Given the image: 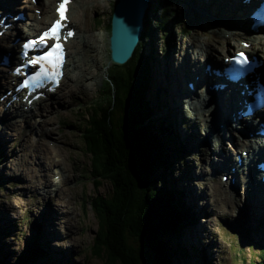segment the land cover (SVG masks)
I'll list each match as a JSON object with an SVG mask.
<instances>
[{
	"label": "rangeland",
	"instance_id": "rangeland-1",
	"mask_svg": "<svg viewBox=\"0 0 264 264\" xmlns=\"http://www.w3.org/2000/svg\"><path fill=\"white\" fill-rule=\"evenodd\" d=\"M78 1L80 0H77V2ZM96 1L97 4L98 2H100L102 7H104L102 8V11L98 6L97 10H91L90 13H86L85 18L83 17L84 26L91 30L94 36L100 37V44H103V49L101 51L103 59L99 60V63L97 62V64L99 65H96L99 69H96V73L91 72V74H89L91 76L87 78L89 85L92 87V81L95 79L96 74L98 73L96 78V85L94 83V86L92 88V94L86 96L84 100L81 98L82 94H78L77 97L79 98L73 99L70 102H67V100H65L61 103H58L54 101L55 99H53L52 101L49 100V102H46L48 104L42 106L39 111H35L37 114L33 118L37 117L38 119H41L42 117L48 116V118H46L50 121L48 123V127L51 125L49 128H51L53 131L44 130L41 132H33L30 128L34 124L19 123L15 127V132L12 131L13 129L7 128L3 133V136H7L6 139L0 138V208L1 211L2 207H5V209H7L6 207H8L9 209V213H5L3 211L2 213L0 212L1 222H4V224L7 225V229H0L7 232L1 233L0 231V258L5 259V261H7L9 264L15 263V260L19 257V254L25 247L26 241H36L37 244L41 246L47 253V257L44 260L38 261V264H105L101 257H97L96 255L91 253V245L94 240L93 235L96 234L98 226L93 213L90 211L88 204H86V199L90 196L92 197L95 190L92 179L89 175V171H91V169L89 168V156L82 151V145L78 141V121L80 118L78 119V117L76 116V110L80 111V109L84 108L83 105L85 104V102L90 101V104H94L95 99L99 97V89L101 87V84L103 83V75L107 73V22L114 0ZM157 1L160 2L154 3L157 7L164 5V0ZM192 1L196 2V0H171V4L170 6H168V10L171 12H176V17L167 15V18L169 19L168 27L170 30V37L169 35L167 36V40L169 37L168 48L167 43L163 42V37L161 36L160 30L156 29V31H154V53L151 56L150 71L152 67V72L155 76V70H157L156 66H162L164 60H167L165 57L174 55L173 61H180V59L183 58L182 55L185 54L187 50H189V56L192 61L194 60L196 63H199V67L203 65V61L196 59L194 49H192L194 52L190 51V45L195 40L207 39L210 35H212V33H214L216 29L213 30L212 28L205 26L202 22L199 21L201 19V16L199 15L201 14L197 13V10H195L196 6ZM73 2L74 3L71 4V16L73 17V20H75V18L78 16L77 14L79 8L75 4V0H73ZM154 4L152 2L149 7L150 13L154 15V18H151L150 22V25L153 29V20L158 19V16L161 15V10L159 9L160 7H158L155 11ZM23 6H25V4L20 6L17 5L16 7L19 11H22ZM94 18H98L101 20L98 21ZM74 23L76 24H73L72 27L74 28V30H78L79 24L77 20L74 21ZM179 23H188L189 25H191V29L187 31V33H181L178 27ZM171 40L173 41V45L176 46L178 52H172V50L170 49ZM230 41L232 42V40ZM96 42L95 45L98 44H96ZM75 43H77V45H75L74 47L77 48L79 39L77 42L75 41ZM75 43H73L72 46ZM142 44L143 46H145L147 44V39H143ZM146 49L147 45L143 47L142 51H145ZM238 49L239 48H235L233 46L231 52L221 54L220 58L227 56L228 54L232 55ZM170 58L172 61V57ZM175 74L176 73L173 74V78L175 80L174 83H177L182 76L180 77L179 74ZM81 76L82 75L80 74L79 78ZM86 77L87 76H83V79H85ZM153 79L155 78H153L151 75V81L149 85L147 83V87L145 90V98L146 102H148V104L153 108V116L156 120H158L162 118V115H158L157 112L159 111V109L155 108L154 105H151L152 103H150V98L148 97L151 82ZM67 83L68 82H66V84ZM182 84L184 88L187 87L186 81H183ZM152 87H155V83L154 85H152ZM81 92H83V90H81ZM194 99H196L195 96ZM51 111L52 113H50ZM100 113V115H102L105 112L104 110L100 109ZM185 113V121L188 122V124H183L182 129L187 131L190 128L189 122L191 118L189 117V115H192V111H190L188 115L186 111ZM3 119L4 118L2 117L1 120ZM163 119L169 120L167 117H163ZM168 123L171 127V136L174 138L173 144L177 145L178 147V155L184 150V153L180 154L183 157V162L179 163V161L174 160L173 170H171L172 173L171 176H169L175 182V186L172 185L171 189L175 187V189L178 190V192L176 194H173L172 197L173 199L178 197L180 190L186 194L183 188L179 185V180L183 178V176H185V173L186 175L188 174V166L189 164H192L193 168H195V171L197 172V178L194 177V180H190L189 184L191 194L193 195V202H195V205L198 207L203 206L206 211V215L200 214L190 205L189 200H185V203L183 204L187 205L191 210V215L183 222L185 224L180 232V238H178V242L181 245L182 249H184L188 253L189 257L185 258L184 256H182L184 258L182 260H178L175 259L174 255H172V258L169 261L171 262V264H252V260H257L260 253H262V249H264V231L260 229V225L257 227H253V219L250 221H246L244 219L243 216H248V218H252L254 216L248 210L249 207L243 205L241 197V202L237 208L239 210H237L238 212L236 211L234 215H226V211L228 210V207L226 206L222 209L223 213L221 214L212 211L213 203L209 195L218 193L217 184H219L221 176L216 178L215 180H212L209 179V175L205 173V171L208 170V172H210L211 174L210 168L206 166V163L204 162V153L209 154L210 148L202 147L200 151L195 153H192L189 150V152H186L183 147L181 148L179 146V143L177 141L178 138L176 140L173 136V125L170 124V122ZM204 127L206 128L204 124L198 122L197 132L202 137L204 135ZM39 133L46 143H55L56 147L58 148V153L59 155H61L68 169L67 172H65L67 178L65 179L64 184H56V186L61 187V189L59 191L47 189V193H45V198L43 200L30 193L29 191L25 192L26 180H22V177L20 178L17 173H14V165H12L18 158L21 159L27 156V161L30 164L34 165L35 162V165L37 163L38 166V164L40 163L39 160H41L40 156L37 158L34 157L30 147L32 144L34 145L33 141H35ZM56 137L58 138L57 142L54 139ZM229 145L230 143H226V146L223 150L225 151V153L228 152L227 147ZM231 153H233V151H231ZM16 156L17 158L15 159ZM45 161L48 162L46 159ZM115 163V159L112 158L111 165L114 166ZM198 168L201 169L199 170ZM51 169L52 171L48 174L47 177V179H49V182L47 183L44 180L43 183L45 184H55L52 181V176L54 177L55 181H58V177L62 173V171H60L57 167H51ZM27 171L28 167L26 165L23 166L21 172L26 173ZM95 179L97 180V178ZM110 185L111 184L108 181H101V185L97 188L98 194L106 196L107 192L110 191ZM21 189H23V191H21ZM237 190L238 187H236L234 190L235 194H238ZM195 191H199V193H195ZM222 193L226 194V192ZM174 202L177 206L179 205L180 199ZM66 209L69 213L64 215L62 211H65ZM190 217H192V221L187 223ZM1 222L0 227L2 228L4 227V225ZM196 225H199L203 228V235L200 238H196L197 240L194 241L193 236H195L194 229ZM240 230H244L247 233L248 237L244 238L241 234L238 235V232ZM175 241L176 240H172L171 242L169 241V245L172 248V254L175 253ZM187 243H189V246ZM240 243L243 244V247H241L242 245H239ZM203 244H212V246L208 249H204L202 247ZM207 245L205 247H207ZM53 251H57L58 254H54ZM143 258L146 264H155V257L152 250L146 248V250L143 251ZM254 263L255 262H253V264Z\"/></svg>",
	"mask_w": 264,
	"mask_h": 264
},
{
	"label": "bare ground",
	"instance_id": "bare-ground-1",
	"mask_svg": "<svg viewBox=\"0 0 264 264\" xmlns=\"http://www.w3.org/2000/svg\"><path fill=\"white\" fill-rule=\"evenodd\" d=\"M3 1L4 0H0V13L6 14L9 12V10L15 8V5H12L11 7L4 6ZM241 1L242 0H196V2L192 1L193 4L196 6L195 10H197V13L201 14L199 15L201 16V19L199 21L202 22L205 26L212 28L213 30L216 29L214 33H212V35H210L207 39L195 40L193 43H191L190 51H193L192 49H194L196 59L200 61H203V60L205 61V59H207L209 60L208 62L212 60L211 64H214L215 60L213 59L219 58L221 54L223 53L231 52V50L233 49V46L235 48H239L238 50H236L237 52V51L243 50L241 46L242 42H249L250 47H249V50H247V52H249L251 55H258L262 60H264V52H262L263 51L262 45H264V42H261L260 40L259 41L256 40L255 37H251L250 33L252 32L249 30V26H248V18L250 16H247V15H249V9H250L249 6L253 2V0H251V3H248V2L242 3ZM28 2L29 1H26V0H22L20 2V4L22 5L25 4L26 8L30 12L26 14V17L28 18V20L25 23H21L19 25V28H20V32L27 33L26 36H32L36 31L41 32L43 29H45L44 25L48 21H50L52 17H54L53 9L51 6L53 5L54 7L56 0H41L40 1L41 7L37 9H41L42 11L41 17H37L32 12L33 6L29 5ZM78 2H75L77 7L79 8L78 14L76 13L78 16L75 18V20H73L72 18L71 23L77 20L79 24L78 25L79 26L78 39H79V44L80 42L81 44L80 45L78 44L77 48H75L74 46L77 45V43L74 42L75 44L71 47L72 49L70 50V60H69V68H68V71L71 70L70 71L71 73L68 74V77H67V80L69 83L65 86L66 89L64 87L61 90L60 95H59L60 98L58 99L56 98L54 100L58 103H61L65 100H67V102H70L73 99H77L79 98L77 97L78 94H82L81 98L83 100L86 96L91 95L94 83L96 85V78H97L98 73L96 74L95 79L92 81L93 83L92 87L89 85L87 78L91 76L89 75L91 74V72H94V73L97 72L96 69H99L96 66V65H99L97 64V62L103 59L101 55L102 53L101 51L103 49V44H100L101 38L98 36H94L93 32L84 26L83 17L85 18L86 13H90L91 10H94V11L97 10L98 6H99V9H101V11H102V8L104 7H102L100 2H98L97 4L96 0H80ZM152 2L154 4L159 1L157 0L147 1V6L145 10V15L147 16L146 23L149 21L151 22V18H154V15L151 14L149 10V7ZM72 3H73V0H72ZM72 3H70V9H71ZM114 3H115V0L113 4ZM156 8L158 7L156 6V4H154V10ZM51 9H52V14L50 13ZM148 11H149V14H148ZM189 13H192V12H189ZM154 20H153V23L155 22ZM8 22L13 23V20L9 19ZM12 25L10 26L6 22V29L0 34L3 36L1 38V43H0V47L2 46V48L4 47L8 49L11 46L9 41L12 42V37L16 35V32H15L17 30L16 26L14 24ZM151 29H152V32L149 29H146L145 31L143 30V32H147L148 36L150 34V38L147 39L146 45H147V48L150 51H153L154 53L153 38H154V31H156L157 28H155L154 26V29L152 27ZM169 37H168V40H169ZM230 40H232V42ZM95 42L96 44L97 43L98 44L95 45ZM141 46L143 47V44H141ZM260 47H262V50H260ZM170 49L172 50V52H178L176 46L173 45L172 40L170 43ZM182 56L183 58H181L180 61H176V62L173 61L174 55H170L169 57L164 56L167 60H164V62L162 63V66L161 65L156 66V69H157L155 70L156 76L153 74L152 72L153 68L151 67V75L155 79L152 80L150 91H149L148 97L150 98V103H152L151 104L152 106L154 105L155 108L159 109V111L157 112L158 115L160 114L162 116L167 117L169 121L172 123L173 133L178 138L179 146L181 148L183 147L186 150V152L190 151L192 153H195V152L200 151L202 147L210 148L209 154L204 153V162L206 163V166H208L210 170L211 169L215 170L211 174L208 172V170L205 171V173L209 175V179L215 180L216 178L222 175H225V174L228 175L229 178H234L233 184H231L230 180H227L226 182H222V184L221 182H219V184H217L218 193L209 195L213 203L212 211H214L215 213L221 214L223 213L222 209L226 206L228 207V210L226 211V215L228 216L234 215L235 212L239 210L237 208L242 198L243 205L248 206L249 207L248 210L254 216L252 218H248V216H243L244 219L246 221L247 220L250 221L253 219L252 221L253 227H257L260 225L261 227L260 229L264 231V198H262V196H264V193L262 192L261 188L254 187V191L252 193H249V189H246L244 192V195H242V191H241V195L235 194L234 190L239 185L238 177L236 175L231 174L230 170H228V167L234 166L233 164L234 160L231 156L232 154L231 151L233 152L237 151L238 153H242V151H247V153L249 154V159H247L249 170L251 168L250 160L253 158V152L250 147V145H252L253 143L247 142L246 140H236L234 138L235 128L242 127L241 124H239L237 121L234 122L233 120L232 108L234 106V101L227 99L226 96H224L223 91H214L212 89L206 88V86L210 85L209 80L208 78L205 79L203 77L202 71L200 70V67H199V63H196L194 60L192 61V59L189 56V50H187L186 53L183 54ZM170 57H172V61ZM225 57L229 58L230 56H225ZM80 58H81V64H75L74 62L76 61V59H80ZM5 70L6 68H3V67L1 68V72H5ZM174 73L179 74L180 77L182 76L181 77L182 80L179 79V82L174 83L175 81L173 78ZM217 73L219 74V76H223L221 72L217 71ZM80 74L82 76L79 78ZM83 76L84 77L87 76V77L83 79ZM197 76H198V79H196ZM183 81H186L187 84L189 82L196 83V85L194 86L195 94L190 92L187 87L186 88L183 87V84H182ZM210 82L215 84L216 80L213 78L210 80ZM154 83H155V87L153 88L152 85H154ZM9 84L10 83L8 82V79L3 83L5 87L8 86ZM81 90H83V92H81ZM181 96H185L187 100H184L183 97ZM194 96L196 99H194ZM46 102H49V100L48 101L42 100L40 102L35 103L32 108H25L22 116L18 118H12V119L10 117H6V118L4 117V116H8V114L10 113L9 111H6L5 104L0 105V112L4 118L3 122H0V138L6 139L7 136L6 137L5 135L3 136V133L5 132V129L7 128L13 129L12 131L15 132V127L19 123L34 124L30 128L33 132L35 131L41 132L44 130L53 131L51 128H49L51 125L48 127V123L50 122L48 119H46L48 118V116L42 117L41 119H38L37 117L33 118L37 114L35 111L37 110L39 111L42 106H45L46 104H48ZM90 103H91L90 101H87L83 105L84 108H82L83 107L82 106L80 107L82 108L80 109V111L76 110V116L78 117V119L80 118L78 121V124L83 119L82 116L85 115L86 113L88 114L90 113L89 116L92 115V111L87 109L91 107L92 104ZM184 104L188 105V108H186V110H183ZM52 111L50 113H52ZM185 111H192V115H189L191 118L189 122L190 128L187 131L182 129L183 124L186 123V121H184V118L186 116ZM96 112L99 115V117H101L99 108L96 110ZM86 117L87 115L84 117L85 120L83 122H86V121L88 122V119ZM13 119H16V120H13ZM198 122L206 126V128L204 127L203 129V132H204L203 137L197 132ZM80 133L81 132L79 130V134ZM54 139L57 142L58 138L56 137ZM78 141L80 142L82 146H84L83 145L84 141L81 138L78 137ZM33 143L34 145L32 144L30 147L31 152L33 153L34 157L37 158L40 156V159H41L39 160L40 163L38 164V166H37V163L35 165V162H34V165L30 164L27 161L28 160L27 156L21 159L18 158L17 160L14 161V164L12 165H14V173H17L20 176V178L22 177L23 178L22 180H26L25 192L29 191L30 193L36 195L37 197L43 200L45 198L44 197L45 193H47V189L49 190L51 189L53 191H59L61 189V187L56 186V184L57 185L64 184L65 179L67 178V176L65 175V172H67L68 169L61 155H59L58 148L56 147L55 143H51V144L46 143L45 140L42 139L40 133L35 139V141H33ZM226 143H230V145L227 147L228 148L227 153L223 151L226 146ZM81 149L83 151L82 147ZM182 153H184V150L180 152L179 155ZM44 157L49 163L45 161ZM16 158L17 156L15 157V159ZM220 160H223L224 162L222 163ZM217 161L219 162V164H216ZM89 164H90V158H89ZM25 165L28 167V171L26 173H22L21 169ZM51 167H57L60 171H62V173L58 177V181H55L54 177L52 176L53 178L52 181L55 183L53 185L43 183L44 180L47 183L49 182V179H47V177H48V174L52 171ZM221 167L223 169H221ZM198 169L200 170L201 168H198ZM196 173L197 172L195 171V168H193V165L189 164L188 174L186 175L185 173V176H183V178L179 180V185L183 188V190L186 192L187 195L183 192V194L180 195L179 199L189 200L190 205L194 209H196V211H198L200 214L206 215V211L203 208V206L198 207L195 205V202H193V195L191 194V190L189 188L190 180H194V177L197 178ZM242 174H247V173L246 171H242ZM21 191H23V189H21ZM222 192H226V194H223ZM195 193H199V191H195ZM179 199L175 198L173 200L178 201ZM6 208L7 209H5V207H2V211L5 213L6 212L9 213L8 207ZM2 211L0 208L1 213ZM62 212L64 213V215L69 213L67 209L65 211L63 210ZM0 222H1V219H0ZM1 223L4 225V227L2 228L0 227V229H7L6 228L7 225L4 224V222H1ZM0 231L1 233H7L6 231H2V230ZM194 235L195 236H193V240L196 241L197 240L196 238H200L203 235V228L199 225H196L194 229ZM187 244L189 246V243ZM206 245L207 244H203L202 247L204 249H208L209 247L212 246V244H208L207 247H205ZM55 252L57 251H53L54 254H58V252L57 253Z\"/></svg>",
	"mask_w": 264,
	"mask_h": 264
},
{
	"label": "trees",
	"instance_id": "trees-1",
	"mask_svg": "<svg viewBox=\"0 0 264 264\" xmlns=\"http://www.w3.org/2000/svg\"><path fill=\"white\" fill-rule=\"evenodd\" d=\"M170 4L171 0H165L163 6H158L161 15L154 24L166 43L170 32L167 15L176 17V12L168 10ZM178 27L181 33L188 31L184 23H179ZM146 29L152 32L149 22L144 31ZM147 34L142 33L139 48L127 65L110 68L101 88L106 99L103 118L96 112L98 104H93L87 108L92 115H83L78 128L81 132L78 137L84 141L83 152L90 158L91 179L111 184L110 191L102 196L97 190L101 182L93 180L94 195L86 199L98 224L91 253L101 257L105 264H142L139 252L143 248L153 251L155 264H171L172 255L178 260L189 257L178 238L183 222L191 212L181 199L176 206L172 196L178 190L171 189L175 182L169 177L174 160L182 163L183 158L178 155L177 145L173 144L170 125L155 119L153 108L145 98L147 59L153 53L148 50L144 55L142 52L143 39L150 38ZM132 111L139 116L138 120ZM86 115L88 122H83ZM139 150L146 157L145 170L140 174L135 171L141 169L136 158ZM112 158L116 161L114 166L111 165ZM115 166H119L117 173ZM181 194L176 198L179 199ZM243 233L247 238V233ZM172 240H176L174 254L169 245ZM46 257L47 253L36 241H26L13 264H38ZM253 262L264 264V249ZM0 264L9 263L0 258Z\"/></svg>",
	"mask_w": 264,
	"mask_h": 264
},
{
	"label": "clouds",
	"instance_id": "clouds-1",
	"mask_svg": "<svg viewBox=\"0 0 264 264\" xmlns=\"http://www.w3.org/2000/svg\"><path fill=\"white\" fill-rule=\"evenodd\" d=\"M22 0H4L3 1V5L4 6H6V7H11L12 5H15V8L14 9H11V10H9V12H10V17H12V18H9V17H7V18H5L4 17V15L2 16V17H0L1 18V20L4 22V25L2 26V28L0 29V34L3 32V31H5V29H6V22L11 26L12 24H14L15 26H16V35L14 36V37H12V39H19V41L21 42L22 40H25V38L26 37H30V38H35L36 36H38L41 32H43L46 28H48L51 24H52V22L54 21V20H56V19H54V18H56V16H55V10H56V8H57V6L59 5V3H60V0H56V2H55V5H54V7H53V5L51 6L52 7V9H53V15H54V17H52V19H50V21H48L45 25H44V27H45V29H43L41 32H38V31H36L32 36H26L27 35V33H25V32H20V28H19V25L21 24V23H25L27 20H28V18L26 17V14L28 13V12H30V11H28V9L26 8V6H23V10L22 11H19L18 9H17V5L18 6H20V5H22V4H20V2H21ZM26 1H29L28 2V4L29 5H31V6H33V9H32V12L34 11V10H41V9H37V8H39V7H41L40 6V1L41 0H26ZM75 2H77V0H75ZM70 3H72V0H68L67 1V3H66V7H68V10H67V12H66V17H65V19L64 20H62L61 21V23L64 25L61 29H60V33H61V35H60V40H59V43L62 45V48H63V61H62V64H61V70H62V73H63V77H66V80H65V82H64V87L69 83L68 82V80H67V77H68V74H70L71 72V70H69L68 71V68H69V60H70V50H71V46H72V44L75 42V41H77V39H78V37H79V33H78V30H74V28L72 27V25L73 24H76V23H71V20H72V16H71V11H72V6H71V9H70ZM74 3V2H73ZM52 9H51V14H52ZM161 10V9H160ZM15 11H18V12H23L24 14H25V18H23V19H20V17L18 18V17H16V15L15 16H13V13L15 12ZM46 13V12H45ZM15 14V13H14ZM41 15H42V11H41ZM160 16V15H159ZM158 16V17H159ZM41 17V16H40ZM71 17V18H70ZM144 25H143V29H142V33H143V30H144V28H145V26H146V15H144ZM9 19H11V20H13V23H9L8 22V20ZM6 21V22H5ZM155 23V22H154ZM149 25H150V21H149ZM185 25V24H184ZM13 26V25H12ZM186 29H188V31L190 30L188 27H186ZM69 31H71V35L69 36L68 35V32ZM142 33H141V35H142ZM185 33H187V32H185ZM141 35H140V38H141ZM169 35V34H168ZM167 35V36H168ZM161 36H162V34H161ZM167 36H166V38H167ZM3 36L2 35H0V40H1V38H2ZM140 38H139V42H140ZM145 39V38H144ZM139 42L137 43V46H138V44H139ZM163 42H165L164 40H163ZM1 43V42H0ZM166 43V42H165ZM51 44V41H49V45ZM136 46V48H139V47H137ZM47 47V46H46ZM12 46H10L8 49L7 48H2V46L0 47V52H5L6 54L7 53H9V55H7L6 56V54L5 53H3L2 54V56L0 57V105H2V104H5V106H6V111H9V113L10 114H8V116H4L5 118L6 117H10L11 119L12 118H18V117H20V116H22L23 115V113H24V111H20L19 109H18V106H17V103H18V98L20 97V96H25L24 94H22V92H20V91H18L19 89H21V88H24V81H25V79H27V75H30L29 73H33L34 71H36L37 70V68H38V65H31L30 66V68L28 69V73L27 74H25V75H23V77H21L22 78V80H21V78H19V77H17L16 75H12L11 74V71H12V69L14 68V66L16 65V64H19V63H23V59L24 58H22L21 56H20V54H19V52L17 51H14V53H11V51H12ZM136 48H135V50H136ZM167 48H168V41H167ZM10 49H11V51H10ZM38 50H41V48H39V49H37V50H35V49H32V50H30L29 52H28V55H27V58H26V61L28 60V59H31V56L32 55H34V54H38L39 52H41V51H38ZM43 50H46V49H42V51ZM135 50H134V52H133V54L135 53ZM148 48L145 50V51H142L143 52V54L144 55H147V52H148ZM153 52V51H152ZM11 53V54H10ZM19 54V55H18ZM152 55H153V53H152ZM151 55V56H152ZM151 56L147 59V67H148V85H149V83H150V81H151V71H150V62H151ZM108 60H109V53H108ZM26 62H24V64H25ZM75 64H81V58L80 59H76V61L74 62ZM115 66H120V65H116V64H108L107 66H106V68H107V73L106 74H104L103 75V78H102V84H101V87H100V89L103 87V85H104V82H105V79H107V74L109 73V71H110V68H113V67H115ZM6 68V70H5V72H1V68ZM105 68V69H106ZM71 69H72V67H71ZM105 76V77H104ZM12 77V78H11ZM58 77H60V74H59V76ZM205 79H207L206 78V76H203ZM8 79V82L10 83L8 86H4L3 85V83L6 81ZM66 82H68L67 84H66ZM146 87H147V85H146ZM28 88V87H27ZM211 88V87H210ZM99 89V97L98 98H96L95 99V101H94V105L95 104H98V107H96L97 109L99 108V109H101V110H104V112H106V99L104 98V96L102 95V93H101V91H102V89L100 90ZM189 89V88H188ZM60 89H56V92H58V94H54L55 96L52 98V99H58L59 98V95H60V91H59ZM25 91V90H24ZM27 92L25 91V94H26ZM101 94V95H100ZM103 96V97H102ZM181 97H183V96H181ZM51 99V100H52ZM183 99L184 100H186V97H183ZM29 100V99H28ZM31 100V99H30ZM50 100V101H51ZM101 100H103V101H101ZM93 105V104H92ZM34 106V105H33ZM32 106V107H33ZM184 110H186V108H188V105L186 104H184ZM22 112V113H21ZM187 112V115L190 113V111H186ZM154 113V112H153ZM104 114L105 113H103L101 116H104ZM3 117V115L1 114V112H0V122H3V120H1V118ZM163 117H165V116H162V118H160L159 120H162V121H164L166 124L168 123V122H170L169 120H164L163 119ZM190 117V116H189ZM101 119L103 118V117H100ZM185 119H186V117L184 118V121H185ZM168 121V122H167ZM187 124H188V122H186ZM169 124V123H168ZM170 124H172L171 122H170ZM173 129V128H172ZM172 133H173V130H172ZM173 136L175 137V139L177 140V137L174 135V133H173ZM178 141V140H177ZM179 156H182V155H179ZM183 158V157H182ZM180 192H182V194H183V191H181L180 190ZM182 200V202L183 203H185V200L184 199H181ZM187 206V205H186ZM88 207H89V209H90V206L88 205ZM187 208H188V206H187ZM189 209V208H188ZM90 211H91V209H90ZM189 211L191 212V210L189 209ZM92 212V211H91ZM192 221V217H190V219L188 220V222L187 223H189V222H191ZM186 223V224H187ZM97 226H98V224H97ZM230 231V230H229ZM244 230H240L239 232H238V235H242V236H244ZM234 233V232H233ZM94 235H93V239H94ZM92 245H93V242H92ZM241 247H243V244H239ZM144 250H146L145 248H144ZM263 250V249H262ZM252 261H255L254 259L252 260Z\"/></svg>",
	"mask_w": 264,
	"mask_h": 264
},
{
	"label": "water",
	"instance_id": "water-1",
	"mask_svg": "<svg viewBox=\"0 0 264 264\" xmlns=\"http://www.w3.org/2000/svg\"><path fill=\"white\" fill-rule=\"evenodd\" d=\"M147 1L148 0H115V3L113 4L111 12L108 16L107 22V48L109 53V65L116 64L124 66L133 59V52L137 46V43L139 42V38L144 25V15ZM94 19L101 20L98 18ZM185 25H187V27L191 29V25H189L188 23H186ZM131 105L132 104H130V106ZM134 109L135 103L132 110ZM132 114L133 117H136L138 120L139 116L134 111H132ZM136 158L139 160L141 169L140 171L135 169V171L136 173L140 174L141 171L145 170L146 157L143 155L142 151L139 150ZM118 169L119 166L117 168L115 166V173L118 172ZM93 180L96 179H92V182ZM96 181L101 182L100 179H97ZM143 251L144 248L141 249L139 253L141 255V258L143 259L142 264H146L143 258Z\"/></svg>",
	"mask_w": 264,
	"mask_h": 264
},
{
	"label": "snow or ice",
	"instance_id": "snow-or-ice-1",
	"mask_svg": "<svg viewBox=\"0 0 264 264\" xmlns=\"http://www.w3.org/2000/svg\"><path fill=\"white\" fill-rule=\"evenodd\" d=\"M66 2L67 0H60V3L56 8L58 19L54 20L48 28L34 39H28L22 45V50L36 49L37 47L46 49L38 54L32 55L31 59L26 61V64L38 65V68L23 82L25 87H28L29 83L39 86L41 80L56 82L59 76L60 66L63 61V48L59 43L61 35L60 29L64 26L61 21L65 19L61 9ZM258 14L261 17V22L264 23V9L260 10ZM71 34V31H69L68 35L70 36ZM49 41H51L50 45ZM24 54L27 55L26 52ZM237 56L240 58L239 60H237L236 56L231 57V59L237 60L238 63L247 62L243 53H238ZM254 104L259 108H264V88L259 90Z\"/></svg>",
	"mask_w": 264,
	"mask_h": 264
}]
</instances>
